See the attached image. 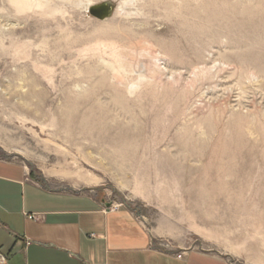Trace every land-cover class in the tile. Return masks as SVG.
<instances>
[{
    "label": "rangeland",
    "instance_id": "rangeland-1",
    "mask_svg": "<svg viewBox=\"0 0 264 264\" xmlns=\"http://www.w3.org/2000/svg\"><path fill=\"white\" fill-rule=\"evenodd\" d=\"M263 69L264 0H0V160L264 264Z\"/></svg>",
    "mask_w": 264,
    "mask_h": 264
},
{
    "label": "crops",
    "instance_id": "crops-1",
    "mask_svg": "<svg viewBox=\"0 0 264 264\" xmlns=\"http://www.w3.org/2000/svg\"><path fill=\"white\" fill-rule=\"evenodd\" d=\"M163 236L127 206L110 210L90 194L44 188L25 167L0 160L3 264H226L216 253L162 248Z\"/></svg>",
    "mask_w": 264,
    "mask_h": 264
},
{
    "label": "water",
    "instance_id": "water-1",
    "mask_svg": "<svg viewBox=\"0 0 264 264\" xmlns=\"http://www.w3.org/2000/svg\"><path fill=\"white\" fill-rule=\"evenodd\" d=\"M111 10L112 8L109 3H101L89 7L88 12L92 17L98 20H104L110 15Z\"/></svg>",
    "mask_w": 264,
    "mask_h": 264
},
{
    "label": "bare ground",
    "instance_id": "bare-ground-1",
    "mask_svg": "<svg viewBox=\"0 0 264 264\" xmlns=\"http://www.w3.org/2000/svg\"><path fill=\"white\" fill-rule=\"evenodd\" d=\"M231 2H232V1H231ZM231 2H230V3H231ZM231 4L235 6L236 3H231ZM233 17H234V18L236 17V19H237V16L234 15ZM219 21L221 22V19H220ZM253 35H254V34H253ZM263 70H264V69H263ZM219 122H220V121H219ZM256 122H257V121H256ZM217 126H218V125H217ZM220 127H221V126H220ZM258 131H259V130H258ZM218 133H219V132H218ZM208 134H209V133H208ZM259 134H260V133H259ZM210 135H211V134H210ZM220 137H221V136H220ZM238 138H239V137H238ZM218 139H219V138H218ZM239 140H241V139H239ZM239 140H238V141H239ZM226 142H227V141H226ZM213 143H214V142H213ZM221 143H222V142H221ZM217 144H218V143H217ZM210 145H211V144H210ZM210 147H211V146H210ZM213 147H215V146H213ZM216 147H217V146H216ZM219 147H220V146H219ZM229 148H230V147H229ZM212 149H213V148H212ZM258 149H259V148H258ZM194 150H196V149H194ZM202 150H203V148H202ZM202 150H201V151H202ZM228 151H231V150H228ZM228 151H227V152H228ZM202 152H203V151H202ZM210 153H211V152H210ZM201 155H202V154H201ZM203 156H204V155H203ZM216 156H217V155H216ZM220 157H221V156H220ZM219 159H220V158H219ZM217 160H218V159H217ZM206 164H207V163H206ZM214 170H215V169H214ZM204 171H205V170H204ZM205 172H206V171H205ZM205 172H204V173H205ZM204 175H205V174H204ZM208 176H209V175H208ZM221 181H222V180H221ZM234 190H235V189H234ZM210 208H212V207H210ZM214 209H215V208H214ZM219 211H220V210H219ZM233 211H234V210H233ZM215 212H216V211H215ZM215 212H214V213H215ZM215 215H216V214H215ZM214 217H215V216H214ZM222 217H223V216H222ZM223 219H224V218H223ZM225 219H226V218H225ZM249 226H250V225H249ZM228 227H229V226H228ZM235 227H236V226H235ZM239 227H240V226H239ZM238 230H239V229H238ZM226 238H227V237H226ZM253 239H254V238H253ZM260 242H261V241H260ZM257 246H258V245H257Z\"/></svg>",
    "mask_w": 264,
    "mask_h": 264
},
{
    "label": "built area",
    "instance_id": "built-area-1",
    "mask_svg": "<svg viewBox=\"0 0 264 264\" xmlns=\"http://www.w3.org/2000/svg\"><path fill=\"white\" fill-rule=\"evenodd\" d=\"M30 218H32V216H30ZM4 262V257L0 254V264H3Z\"/></svg>",
    "mask_w": 264,
    "mask_h": 264
}]
</instances>
